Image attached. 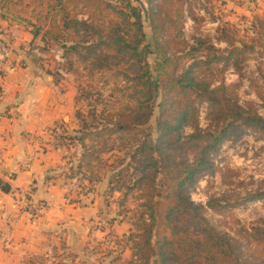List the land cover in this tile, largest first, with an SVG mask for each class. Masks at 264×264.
Here are the masks:
<instances>
[{"label": "rangeland", "instance_id": "1", "mask_svg": "<svg viewBox=\"0 0 264 264\" xmlns=\"http://www.w3.org/2000/svg\"><path fill=\"white\" fill-rule=\"evenodd\" d=\"M48 1L14 0L6 6L0 0V56L3 61L0 75L10 73L12 69L27 77L40 75L41 87L52 85L56 96L71 102L72 108L66 120L50 123L37 139L41 144L39 148L53 155V166L48 169V176L62 189L64 203L73 212L70 213L69 229L64 234L57 225L58 230L48 237L47 247L22 256L17 264L138 263L131 239L137 241L135 235L140 233L137 225L141 221H148L145 200L139 192L140 188L137 185L134 187L131 180L122 184L116 183L112 177L117 170H124L133 162L131 151L126 143L121 144L119 138L114 143L109 142L107 147L112 149L101 156L103 163L94 160L95 151L101 147L99 141L110 134L106 128L109 124L105 120L106 115H116L117 109H124L125 106L133 109L135 105L130 93L133 82L129 81L134 74L126 63L111 59L113 54L107 56L111 52L94 34L86 40H80L78 34L68 29H62L57 40L45 35L44 31H48L52 23L58 27L63 23L61 15L54 16L53 11L47 12ZM108 1L115 9H106L103 20L112 18L113 14H117L116 10L124 7L120 0ZM139 1L146 14L149 11L157 16L155 22L162 34V43H165L170 59L179 62L174 72L176 75L189 65L190 57L184 54L194 39H204L216 49V55L227 57L230 46L218 37L229 30L230 41L240 50L237 53L240 70H236L232 63L225 67L220 62L207 71L204 67L200 75L206 80L211 79V87L223 83L225 95L240 106L250 105L258 116L264 118V50L260 48L258 35L251 30L255 18L264 19V0ZM77 3L68 5L71 16L98 29V16L92 7ZM131 3L133 6L139 5L134 0ZM89 11L93 16L88 14ZM124 13L128 15L127 10ZM22 19L41 27V34L31 46L28 31L32 28ZM128 22L132 23L129 17ZM121 30L129 32V25L128 28L121 27ZM143 31L145 39L142 47H145L146 42L152 40L148 21L143 23ZM79 34L82 32L79 31ZM65 37L70 40L65 42ZM72 41L80 42L76 44ZM71 45H77V49H68ZM93 46L94 54L89 53V48ZM204 53L199 54L203 59L208 57ZM155 57V52L147 56L152 69ZM21 64H24V68L20 67L23 66ZM251 81L256 82L257 90L250 86ZM192 97L199 129L204 133H215L217 124L212 120L215 115L213 112L210 114L208 103L200 101L195 93ZM160 100L159 97L157 103ZM91 112H94L93 117ZM158 112L159 108L156 107L147 123L152 129ZM77 113H81L90 124L85 132L90 133L84 142L85 150L77 140L71 139L78 135L77 131L82 126ZM219 127L222 128V125ZM193 132L194 127L185 126L182 136ZM118 137V134H110L108 138L113 141ZM83 151L95 152L89 165L82 161ZM193 159L194 153L188 151L184 160L192 163ZM209 163L210 169L202 173L189 188V199L202 208L201 216L208 225L245 244V231L252 226L264 232V135L257 129L241 126L240 136L224 140L209 155ZM127 185H130L128 189L124 187ZM35 204L39 205L38 202ZM245 251L249 253L247 249ZM256 254L264 261V243L257 246Z\"/></svg>", "mask_w": 264, "mask_h": 264}, {"label": "trees", "instance_id": "2", "mask_svg": "<svg viewBox=\"0 0 264 264\" xmlns=\"http://www.w3.org/2000/svg\"><path fill=\"white\" fill-rule=\"evenodd\" d=\"M1 1L7 6L14 0ZM77 2L82 3L84 7H92L98 16V29L71 16L68 5L78 4ZM120 2L124 4L123 9L116 10L117 14H113L112 18L103 20L106 9H115L108 0H49L46 3L49 10L47 12L53 11L54 16L61 15L63 23L61 27L52 23L44 34L52 40H57L62 29L78 34L80 40H86L94 34L102 41L101 44L106 45V50L111 52L107 56L113 54L111 59L126 63L127 68L134 74V77L129 79L133 82L130 87L135 102L133 109L125 106L124 109H117L116 115L108 113L105 119L109 123L108 127L105 126L107 132L111 135L118 134L120 137L112 141L108 138L110 134L104 135V139L102 137L99 141L101 147L95 151L94 156V160L103 163L101 156L112 149L107 147L109 142L114 143L119 138L122 145H128L127 149L132 154L133 162L124 170L119 169L112 174L116 183L124 184L131 180L134 187L137 185V188H140L139 192L143 194L148 211V221H141L137 225L140 232L135 235L137 241L131 239L139 261L128 264H264L256 254L257 246L264 243L262 230L253 226L246 230L245 244L239 239L220 233L204 221L201 216L202 208L194 205L188 196L189 188L202 173L210 169L209 155L215 152L224 140L239 137L241 126L257 129L264 135V118L258 116L250 105L240 106L234 99L225 95L226 87L223 83L211 87V79L206 80L200 75L204 67L207 71L209 67L220 62H223L225 67L232 63L239 71V47L230 41L229 30L218 37L230 46L227 57L216 55V49L204 39H194L184 54L185 57H190V63L176 75L174 72L179 62L170 59L166 45L162 43V34L157 30L155 22L157 16L149 11L144 14L139 5H132V0ZM124 10L128 11V15ZM88 14L92 13L89 11ZM128 17L132 19V23L128 22ZM114 18L117 21H114ZM255 19L251 30L258 35L260 48L264 50V19ZM21 21L32 28L28 31L31 34V46L41 34V27L30 20ZM146 21L150 23L152 40L142 47L145 39L143 23ZM128 25L130 31L123 32L121 27L128 28ZM79 31L82 32L81 35ZM65 39V42L70 40L69 37ZM240 44L245 47L244 43ZM76 46L71 45L68 49L76 50ZM93 49L94 46L89 48V53L94 54ZM154 52L156 57L152 69L147 56ZM204 52L208 55L205 59L199 55L205 54ZM262 73L264 76V66ZM255 84V81H251L250 86L257 90ZM194 93L200 101L208 103L210 114L214 113L212 120L217 124L215 133H204L199 129L197 110L192 97ZM159 97L161 100L157 103ZM156 107L159 112L152 129L147 123ZM93 115L94 112H91V117ZM77 117L81 119L82 126L77 131L78 135L71 139L77 140L85 150L84 142L90 135L85 132L90 124L81 113H77ZM218 125H222V128ZM185 126L194 127V132L183 137L182 130ZM188 151L194 153L192 163L184 160ZM95 152L83 151L82 161L89 165ZM78 168H81L80 165ZM129 186L124 187L128 189ZM0 190L7 193L9 186L0 181ZM245 249L249 251L248 254Z\"/></svg>", "mask_w": 264, "mask_h": 264}, {"label": "crops", "instance_id": "3", "mask_svg": "<svg viewBox=\"0 0 264 264\" xmlns=\"http://www.w3.org/2000/svg\"><path fill=\"white\" fill-rule=\"evenodd\" d=\"M40 77L15 69L0 75V181L9 186L7 193L0 190V264H17L42 250L57 225L64 234L71 224L72 209L48 176L53 155L39 148L37 136L50 123L66 120L72 106L52 85L41 87ZM37 202L40 212L33 216L29 204Z\"/></svg>", "mask_w": 264, "mask_h": 264}, {"label": "built area", "instance_id": "4", "mask_svg": "<svg viewBox=\"0 0 264 264\" xmlns=\"http://www.w3.org/2000/svg\"><path fill=\"white\" fill-rule=\"evenodd\" d=\"M24 197H26V196H24ZM23 201L25 203L24 206L28 205V204H26V198H23ZM29 207L31 209V214L33 216H36V215L39 214V212H40V206L39 205H37V204H34V205L33 204H29Z\"/></svg>", "mask_w": 264, "mask_h": 264}, {"label": "water", "instance_id": "5", "mask_svg": "<svg viewBox=\"0 0 264 264\" xmlns=\"http://www.w3.org/2000/svg\"><path fill=\"white\" fill-rule=\"evenodd\" d=\"M134 1H136V2L139 3V5H140L142 11L144 12V14H146V10L144 9V6L140 3V1H139V0H134Z\"/></svg>", "mask_w": 264, "mask_h": 264}]
</instances>
